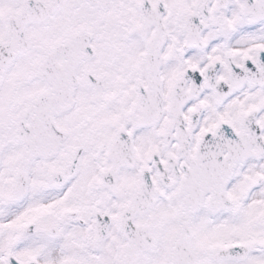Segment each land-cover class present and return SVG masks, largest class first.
I'll list each match as a JSON object with an SVG mask.
<instances>
[{
  "label": "snow or ice",
  "instance_id": "1",
  "mask_svg": "<svg viewBox=\"0 0 264 264\" xmlns=\"http://www.w3.org/2000/svg\"><path fill=\"white\" fill-rule=\"evenodd\" d=\"M0 264H264V0H0Z\"/></svg>",
  "mask_w": 264,
  "mask_h": 264
}]
</instances>
